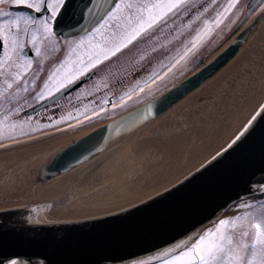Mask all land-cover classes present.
<instances>
[{
  "label": "water",
  "instance_id": "obj_1",
  "mask_svg": "<svg viewBox=\"0 0 264 264\" xmlns=\"http://www.w3.org/2000/svg\"><path fill=\"white\" fill-rule=\"evenodd\" d=\"M116 2L67 0L56 30L66 35L84 33ZM88 8L92 9L90 14ZM263 19L264 12L212 60L173 88L72 141L41 167L33 189L82 167L167 112L220 72L248 43ZM261 192L264 100L224 147L172 186L147 198L86 217L58 212L48 215V211H57L59 202L55 199L0 208V264L151 263L184 247L176 248L178 243L193 242L239 200ZM173 248L174 252L164 254Z\"/></svg>",
  "mask_w": 264,
  "mask_h": 264
},
{
  "label": "flooded vegetation",
  "instance_id": "obj_2",
  "mask_svg": "<svg viewBox=\"0 0 264 264\" xmlns=\"http://www.w3.org/2000/svg\"><path fill=\"white\" fill-rule=\"evenodd\" d=\"M221 0H204L203 4L197 5L193 11L199 12L204 6H211L212 3ZM261 1V0H260ZM259 1V3H260ZM229 2V0H228ZM249 0H241L229 12L228 16L232 15L234 10L236 18L231 20L227 32L230 33L232 28L238 30L242 25L254 19V17L264 9V3L256 8V4L252 9H247ZM215 8V7H214ZM210 12L214 9H210ZM29 12L34 16H39V13L28 9L25 6H18L11 3V0H0V21L11 19L12 16H6L5 13ZM252 13V14H249ZM183 16L176 14L174 18L169 20L164 30L161 29L158 41V51L160 54L167 55L169 51H165V43L171 45L178 44V38L183 41V32L178 35V30H182ZM25 25L21 22L19 30V39L26 44L24 55L28 56L32 61V67L28 72L23 74L21 80H15L11 75L16 71L15 63L23 64L24 56H17L16 60L10 61L13 63L12 68H4L0 70V121L4 125H13L14 131H9L6 127L0 130V150L16 148L21 146L38 135L44 136L56 131H70L84 127H90L107 120L117 117L118 115L130 110V105H122L114 107L120 101L134 100V105L145 102L153 92L159 90L160 80H148L149 69L161 58V55H155L153 61H149L143 67H136L135 51H127L126 54L112 64L113 70L103 73L104 62L94 66L95 76L90 82L85 83L81 88L66 96L52 101L46 102L38 110L29 113L28 111L37 104L47 100L51 96L45 95L44 99L39 98V94L44 90L45 84L54 83L49 81V76L53 72L56 73V78H62L67 72L72 71V61L65 64V59L68 56L70 46L73 44L72 38H66L62 35L45 36L42 29L37 33L35 46L32 43L33 29L39 28L38 24H29L27 32L24 31ZM180 28V29H179ZM235 30V31H236ZM92 31V30H91ZM90 31V32H91ZM12 32L16 33L15 25L12 26ZM174 34L176 35L174 37ZM85 35V34H84ZM84 35L76 37L81 38ZM174 38H176L175 41ZM173 41V42H172ZM172 42V43H171ZM36 49H39L37 53ZM156 52V51H155ZM46 53V55H45ZM142 53H152L150 40L145 42ZM4 50L0 46V56H3ZM85 58V57H84ZM87 59V58H85ZM106 62V61H105ZM111 62V61H109ZM108 63V62H107ZM106 63V64H107ZM63 65V67H61ZM102 69V70H101ZM87 73V72H84ZM82 73L77 79L82 78ZM5 81L12 82V87L9 88ZM98 81L96 88L92 89L89 86L92 82ZM159 83V84H158ZM135 87V88H134ZM87 88V89H86ZM17 89H20L19 91ZM137 89V90H136ZM90 92H87V91ZM150 90L148 96H141L144 91ZM152 90V91H151ZM56 92L53 93V95ZM106 102L101 108L98 106L102 102ZM122 102V104H124ZM71 116L74 119L68 120ZM36 129L35 132L24 134L25 131Z\"/></svg>",
  "mask_w": 264,
  "mask_h": 264
},
{
  "label": "rangeland",
  "instance_id": "obj_3",
  "mask_svg": "<svg viewBox=\"0 0 264 264\" xmlns=\"http://www.w3.org/2000/svg\"><path fill=\"white\" fill-rule=\"evenodd\" d=\"M203 1L204 0H185L184 6L176 12V14L182 15L183 19H184L183 20L184 24H183V27L181 28L182 30H178L179 31L178 35L181 33V31L183 32V34H182L183 35V41H180V38H178L179 43L176 45H171L169 43V41H171V39L168 41V43H165L164 50L169 51L167 55H163V53L160 54L159 51L157 50L158 49L157 47L153 48L152 40L158 39L156 37V33L158 32V28L164 30L166 25L169 24V20L171 18L175 17L176 14L174 11L169 12L164 18H162L160 21H158L151 28L146 29L143 33H141L140 36L136 37L130 43H127L119 51L114 52V54H112L111 56H108L106 59H102L101 61H103L105 63L104 68H102V69H104L103 73H105L109 70L112 71L113 70L112 64L114 62H116L119 58L123 57L127 51H131L132 49L138 48V47H139L138 49H143L142 46L143 45L145 46L144 42L147 41V38L150 39L152 53H150V54L147 53L141 57L136 58V60H137L136 67H138V68L143 67L144 65L149 63V61H153V59L155 58V55H157V56L161 55V58L149 69L148 74L146 75L147 79L143 83L147 82L148 80H152V79H153L152 83H154L157 79L162 78L163 75L169 73L176 66L185 62L188 58H190L195 53V49L204 41L205 37L208 36L210 33V31L207 32V34L204 35L199 40L198 43L194 39L197 36V33L201 32V30L205 27V21L210 22V21L215 20L217 14L223 12L225 6L229 3L228 0H221L217 5H216L217 2L212 3L211 6L206 5L204 10L209 11L210 9H214L215 14L210 19L209 18L203 19L202 14L200 12H197L195 14V11H193V9H195L197 7V5H200V4L202 5ZM238 1L240 2L241 0H236V2H238ZM131 2L136 3V4L145 3V2L151 3V2H154V0H131ZM263 3H264V0H262L260 2V5ZM260 5H258V6H260ZM128 11H130L132 13V15L135 16V13H136L135 8L125 10L126 13ZM227 13L222 17V22L225 21V19L227 17L226 16ZM250 14H252V13H250ZM195 22H196V25H195ZM124 23H125L124 18H121L120 21L112 20L111 23L108 25V28L104 31V35L109 36L112 32H114L118 28L119 25H123ZM197 23H200V24L198 25ZM221 23L211 24L210 28L211 29L215 28L216 26L220 25ZM175 36L176 35L174 34V37ZM96 39L99 40L100 37L97 36ZM175 40H176V38H174L173 41H175ZM193 44H195L196 46L193 47ZM188 49H191V51H188ZM45 55H46V53H45ZM79 55H80V53H74L73 54V59L71 60L72 61V71H74L75 68L79 66L78 62H77V57ZM85 58H87V57H85ZM158 58H159V56H158ZM109 61H111V62H109ZM103 62H100V63H103ZM100 63L95 64V65H99ZM94 66L89 68L88 70L90 71V70L94 69ZM187 67L188 66L182 67L180 72L182 73L183 70ZM225 70L226 69L223 68L216 76L212 77L210 80L216 79ZM254 71H255V68L248 73L251 75L249 77V79L252 81V83L254 82V79L252 78ZM235 76L237 77L238 80H236V81L233 80V82L226 81V83L223 84V86H224L223 90L220 91V93H223V94L216 96L215 97L216 99L215 98L213 99V107L210 110V114H209L210 117L209 118L206 115H204L203 113H201L200 109H197L199 106V105H197L198 102L197 103H195V102L191 103L190 102L184 107L182 114L187 112V111H190L192 113V111L197 109L196 110L197 115H196L195 119H196V122H199V123H195V124L192 123L188 127L182 128V129L180 128L178 131H175V132L171 131V132L161 134V137L169 136L172 134L181 135L182 142L179 144H182V145L180 146V149L175 150V151H174V149L173 150H169V149L164 150V152L166 153V156H165V158H161V159L157 158L158 153L155 150H151V152L148 153L147 155L145 154V156L139 155V158L137 160L138 170H137V173L134 175L129 174L126 176V175H123V173L122 174L120 173V171L124 172L122 170H124L126 168V167H124L125 165L120 166L121 167L120 171H118L117 167H115L113 169L112 168L106 169V170L98 169L99 171H96L95 172L96 174H93L87 180H82V181L75 183V185L71 189V192L74 193V195H75L74 199L71 201V204L74 205L75 207H82L83 205H85L89 202L99 201L101 198H103L105 196L107 197L109 195H114L116 193H120V194L122 193V195H124V193H126L125 195H130V198H129L130 200L128 202L116 205L114 207V209H117V208H120L123 206H127L133 202H136L140 199H143L147 196L152 195L153 193H156V192L162 190L163 186L160 183L167 177L166 175H168V173L171 170H175L176 165H178V166L181 165L179 160L183 159L184 158L183 156L187 155L186 151L188 150V148L190 147L191 144H193V143L195 144L196 140H198V142H200V140L204 139L203 138L204 136H207L209 133H211L212 131H214L216 129L218 131V129L221 126L229 127V132H228L229 134L227 136V138H228L234 131H236L238 128H240L242 126L246 117L250 114V112L253 110V108L259 103V101L262 98H263L262 99V102H263V100H264V97H263L264 96V88L263 87L264 86L262 84L257 85V84H259L258 82L253 83V88H252V91L250 93V89L252 87V83H250V80L242 79L243 77L241 75L239 77L237 76V74L233 75V77H235ZM210 80H208L205 83V85ZM257 80H259V76L257 77ZM97 83H98V81H94L91 83V85L89 87L92 89H95ZM200 88H202V87H200ZM262 88H263V90H262ZM240 89L243 92V96L238 95V92L240 91ZM197 90H199V88ZM197 90H195V91H197ZM195 91L193 93H191L189 96H187L185 99H183L182 101H185L190 96L194 95ZM87 92H90V91L88 90ZM150 94H151L150 90H147V91H144L141 94V96H143V95L148 96ZM122 102L123 101L116 103L115 105H113V108L119 107L122 105L134 104L135 101L131 99V100L123 102L124 104H122ZM105 103H106L105 101L102 102L98 106V108L103 107L105 105ZM260 104H261V102H260ZM242 107H247V108L245 110H243ZM74 118H76V117H74ZM74 118H71V120ZM68 120H70V119L68 118ZM244 125L236 133H238L244 127ZM35 131H36V129L30 130V131H25L24 134L33 133ZM236 133H235V135H236ZM188 141H189V143H187ZM207 157L208 156H205L202 160L195 161V164H192L190 167H188L180 175H184L185 173L189 172L193 168L197 167ZM131 160H132V158L130 159V161ZM121 163L127 164L128 160L127 159H121ZM12 164H14V163H12ZM126 166H128V164ZM128 169H126V170H128ZM0 170H1V168H0ZM117 174H121V175L118 176ZM151 185H154V186L151 187ZM140 186L143 188L142 191L139 189ZM146 187H148V188L150 187V189L144 190V189H146ZM30 188L27 190V195L29 197L32 196V195H30L31 193L29 194ZM135 191H136V193H134ZM131 192H133L132 193L133 195L131 194ZM55 196L56 195L51 196V197H55ZM27 197H25L24 200L23 199L19 200L16 204H14V203H12V204L18 205V204L26 203ZM28 199H30V198H28ZM13 205H8V206H13ZM251 205H253V204H251ZM2 207H4V205L0 204V208H2ZM107 210L110 211V210H112V208L110 207V208L99 209L96 211L79 212V213H77V212L69 213V212H66V210H64V209H59V212H61V213L66 212L68 214H73L72 216H77V217H86L89 215L100 214V213L106 212ZM250 211L254 212L257 216L262 214L261 208L259 206H257L256 204L251 206ZM226 218H235V216L229 215V217L227 216ZM229 231L233 233L234 238L236 240H239L243 236L244 233H247V236H244L243 238L249 242L248 255L250 257L251 253L253 251V246L251 244V241L254 239L255 229L248 227V224L246 222H240V223H238L236 229H229ZM157 264H165V261L157 263ZM254 264H255V262H254Z\"/></svg>",
  "mask_w": 264,
  "mask_h": 264
},
{
  "label": "bare ground",
  "instance_id": "obj_4",
  "mask_svg": "<svg viewBox=\"0 0 264 264\" xmlns=\"http://www.w3.org/2000/svg\"><path fill=\"white\" fill-rule=\"evenodd\" d=\"M254 68L255 71L252 76L254 79L253 83L258 82L259 84L257 85L262 84L264 86V23L251 37L248 44L241 48L237 56L228 64L226 68H224L226 70L216 79L210 80L206 85L204 83L201 86L202 88L199 87V90L195 91V94L190 96L187 100L180 101L170 110L140 130L138 133L114 146L112 149L95 159L92 163L86 165L84 168H82V170L73 173L53 184L43 188H38L31 197L27 195V190L30 187L31 178L36 172L37 168L52 151L57 149L60 145L66 143L69 139L82 134L83 131L78 133H61L60 135L39 140L26 146L1 151L0 204L4 206L13 205L12 203L16 204L19 200H24V198L27 196L28 197L26 198V201L29 200L28 198L31 200H45L50 198V196L63 194L69 187L75 185L76 182L87 180L90 176H92V174H94L96 171H99L98 169L106 170L117 167L118 171H120V166L125 165L124 167L126 168L122 170L124 172L120 171L121 174L123 173V175L126 176L129 174H136L138 170L137 160L139 155L145 156V154L147 155L151 152V150H155L158 153L157 158L161 159L165 158L166 156L164 150L174 149L175 151L180 149V146L182 145L179 144L182 142L181 135L172 134L161 137V134L171 131L175 132L180 128L182 129L188 127L192 123H199L196 122L195 119L197 115V109H200L201 113L209 118L210 110L213 107V99L216 96L223 94L220 93V91H222L224 88L223 84L226 83V81L233 82V80H238L236 76L233 77L235 74H237L238 77L241 75L243 77L242 79L250 80L249 77L251 75L248 73ZM258 76L259 80H257ZM250 83H252L251 80ZM253 83L250 93L253 88ZM238 95L243 96L241 89L238 92ZM262 99L246 117L242 126L254 113ZM190 102H198V108L192 111V113L187 111L182 114L184 107ZM242 108L245 110L247 107ZM240 128L234 131L227 138L229 134V127L221 126L218 131L216 129L207 136H204V139L200 140V142H198V140H196V142L194 141L195 144H191L186 151L187 155L183 156L184 158L179 160L181 165H176L175 170H171L168 175H166L167 177L160 183L163 186L162 189L171 186L188 174L185 173L184 175H180L192 164H195V161L202 160L205 156H212ZM187 143H189V141ZM131 158L132 160L130 161ZM121 159H127L128 166H126L127 164L121 163ZM121 174L117 175L120 176ZM153 186L154 185H151V187ZM139 189L141 191L143 190L141 186ZM149 189L150 187H146L144 190ZM132 193L133 192H131V194ZM134 193H136V191ZM125 194L126 193H124V195H122V193H116L107 197L105 196L99 201L89 202L82 207H68L66 211L69 213L89 212L108 208L116 204H122L130 200V195ZM57 212L60 213L58 210H54L48 211L47 214L54 215Z\"/></svg>",
  "mask_w": 264,
  "mask_h": 264
},
{
  "label": "snow or ice",
  "instance_id": "obj_5",
  "mask_svg": "<svg viewBox=\"0 0 264 264\" xmlns=\"http://www.w3.org/2000/svg\"><path fill=\"white\" fill-rule=\"evenodd\" d=\"M235 2L236 0H229L224 11L218 13L215 20L205 21V27L194 38L197 43L211 30V24L222 22V17L231 11L235 6ZM11 3L25 6L40 14L39 16H34L29 12H18L14 15L5 13L6 16H12V18L0 21V46L4 50L3 56H0V70L12 68L13 63H10V61L14 62L17 56H24L25 62L23 64L15 63L17 70L11 73L15 80L18 81L32 67L31 59L24 55L26 44L19 39L21 22L23 21L25 25V32H27L29 24L39 25V28L33 29L32 43L35 46L37 33L41 29L45 36L56 35L54 25L63 14L66 0H11ZM184 3L185 0H154L151 3L139 4L132 3L131 0H117L115 7L97 23L91 32L86 31L84 36L74 41L70 46L64 63L70 62L74 53H80L77 57L79 66L74 71L67 72L62 78H56V73L53 72L49 76V81L54 80V83H46L44 90L39 94V98L44 99L45 95L52 96L54 92L60 91V89L75 81L83 72H87L89 68L100 63L102 59L111 56L127 43L140 36L141 33L151 28L169 12L183 7ZM132 8L136 9L135 16L130 11L125 12V10ZM87 10L89 14L92 11L91 8ZM121 18L125 19V23L119 25L109 36H105L104 31L108 28L111 21H120ZM13 25L17 29L16 33L12 32ZM97 36L100 37L99 40L96 39ZM195 46L193 44V47ZM36 51L39 53V49H36ZM188 51H191V49H188ZM84 57H87V59ZM5 83L9 88L12 87V82L5 81ZM17 90L19 91L20 89ZM68 118L71 119L72 117L69 116ZM5 127L9 131L15 130L13 125H4L0 121V130ZM255 204L261 208V215L257 216L250 211V203L239 204V207L245 209L243 213L238 214L235 218L221 219L215 231L209 230L206 236H200L198 241L190 246L184 242L178 243L175 247L179 248L181 244H184L183 251H180L178 255H172L171 259L165 261V264H254V262L255 264H264V200L256 201ZM240 222H246L248 227L255 229L254 239L251 241L253 251L250 257L248 255L249 242L243 238L247 236V233H244L239 240H236L233 233L229 231V229H236ZM174 251V248L168 249L164 254L168 255Z\"/></svg>",
  "mask_w": 264,
  "mask_h": 264
}]
</instances>
